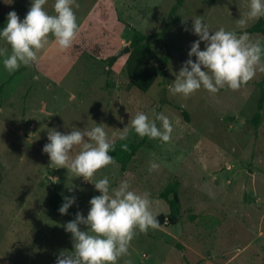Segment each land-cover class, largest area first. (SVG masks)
I'll return each instance as SVG.
<instances>
[{
  "label": "rangeland",
  "instance_id": "1",
  "mask_svg": "<svg viewBox=\"0 0 264 264\" xmlns=\"http://www.w3.org/2000/svg\"><path fill=\"white\" fill-rule=\"evenodd\" d=\"M53 2L45 5L50 14ZM174 3L75 0L79 32L71 48L61 51L50 41L37 63L13 73L4 69L0 57V264H55L60 251L72 250L71 234L62 225L78 210L86 216L88 201L99 192L70 170L55 168L42 148L50 128L66 132L95 122L117 139L128 124L126 140L139 149L124 171L115 162L98 170L93 182L107 176L115 187L129 180L133 190L150 194L157 216L169 212L159 198L167 184H176L180 201L178 222L139 233L130 255L118 264H264V103L256 131L250 123L264 73L238 90L222 88L216 94L201 89L184 97L168 88L188 58L190 43L198 39L184 31L192 18L200 15L212 29L237 34L257 19L238 23L249 0H184L171 21ZM29 7L30 0L7 4V11L0 12V27L9 11L23 19ZM131 28L144 34L164 29L163 41L147 43L155 55L164 45L170 52L165 74L145 93L128 84L126 54L107 65L129 45ZM249 35L264 44V36ZM0 48L10 53L3 40ZM137 111L153 119L160 112L169 116L170 141L141 138L131 131ZM152 161L159 168L150 171ZM73 186L76 190L70 193ZM54 192L76 195L68 215L57 217L49 208Z\"/></svg>",
  "mask_w": 264,
  "mask_h": 264
},
{
  "label": "clouds",
  "instance_id": "2",
  "mask_svg": "<svg viewBox=\"0 0 264 264\" xmlns=\"http://www.w3.org/2000/svg\"><path fill=\"white\" fill-rule=\"evenodd\" d=\"M47 2L30 0L23 19L15 10L7 13L4 26L0 27V40L10 47V53L5 54L0 48V57H3L2 64L8 73L37 63L39 53L50 41L61 51L73 46L79 32L73 8L75 0H54V14L46 10ZM261 17H264V0H249L248 11L238 23L244 25L248 20ZM184 31L198 39L190 43L188 58L168 86L173 95L188 97L201 89L211 94L222 88L238 90L257 73H264V44L251 39L249 33L237 34L223 27L212 29L200 15L192 18L191 27H185ZM129 131L126 124L118 139L125 141ZM131 131L141 138L167 143L172 136L173 124L163 112L156 113L153 119L147 113L137 111L131 119ZM116 139L109 135L103 123L96 122L91 127L73 126L66 132L50 128L47 132L48 142L42 152L48 154L50 164L93 183L99 192L88 201L90 207L86 216L78 210L74 219L62 225L65 232L71 234L73 248L60 251L55 264H118L121 257L130 255L131 242L139 233L159 227L148 192L133 190L127 179L115 187L107 176L92 181L98 170L115 163L111 153L115 150ZM120 147L128 149L127 143H121ZM158 168L157 162H150V171ZM75 190L74 186L68 188L70 193ZM76 201V195L63 196L59 213L69 214L68 209Z\"/></svg>",
  "mask_w": 264,
  "mask_h": 264
},
{
  "label": "trees",
  "instance_id": "3",
  "mask_svg": "<svg viewBox=\"0 0 264 264\" xmlns=\"http://www.w3.org/2000/svg\"><path fill=\"white\" fill-rule=\"evenodd\" d=\"M13 1L14 0H4L1 4L0 12L7 11V4L12 6ZM183 2L184 0H175V3L169 11V20L172 21L171 15L182 6ZM130 30L131 33L128 45L130 51L128 54H126L125 73L129 86L142 93H145L157 78L162 77L165 74L170 60V52L167 46L164 45V51L155 55L153 48L147 43L148 40L154 38H158L159 41H163L164 29L153 34H144L135 28H131ZM245 32L264 36V17L257 19L252 26L245 30ZM113 63L114 61L109 59L107 65L111 66ZM257 87L259 89V96L256 102L255 112L250 119V123L255 131L258 128L261 120V110L264 103V76L262 80L257 83ZM181 113L187 119L186 112L182 111ZM226 120L231 121L232 118H226ZM121 143H127L128 149H121ZM138 149V144H133L127 140L120 141L117 139L115 150L111 154L114 156L115 162L119 164L120 169L124 171ZM159 198L164 200L169 207L168 214H160L157 216L159 220V226L175 225L178 222V218L180 216V201L176 184H167L160 192ZM62 202L63 196L58 192H54L48 199V206L57 217L63 216L58 211V208L61 206ZM68 213H70V208L68 209Z\"/></svg>",
  "mask_w": 264,
  "mask_h": 264
},
{
  "label": "water",
  "instance_id": "4",
  "mask_svg": "<svg viewBox=\"0 0 264 264\" xmlns=\"http://www.w3.org/2000/svg\"><path fill=\"white\" fill-rule=\"evenodd\" d=\"M129 51H130L129 47H128V46H125V47H124L122 50H120L115 56H113V57L111 58V60H113V59H115V58H117V57H119V56H121V55L128 54Z\"/></svg>",
  "mask_w": 264,
  "mask_h": 264
}]
</instances>
